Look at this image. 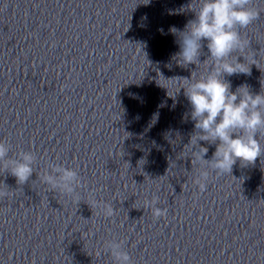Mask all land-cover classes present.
Returning <instances> with one entry per match:
<instances>
[{
	"label": "clouds",
	"instance_id": "clouds-1",
	"mask_svg": "<svg viewBox=\"0 0 264 264\" xmlns=\"http://www.w3.org/2000/svg\"><path fill=\"white\" fill-rule=\"evenodd\" d=\"M186 9L194 14V18L183 30L175 26L169 29L179 45V51L172 59L180 66L200 64L199 57L206 41L209 55L205 61L210 63L206 73L199 78L191 74V78L171 79L183 81L181 88L191 105L190 116L197 131L187 146L198 148V151H192V164H200L194 184L203 193L210 176L209 169L218 176L231 174L237 160L242 165L254 164L264 155L261 144V137H264V82H261V92L254 94L247 84L232 91L231 83L225 79L234 74H250V66L257 65L259 53L254 51L251 56L247 55L251 42L242 37L240 29H247L260 13L253 6V0H191ZM160 31L163 34V29ZM239 57H243L244 62H240ZM199 141L216 145L211 159H204L208 148L201 147ZM10 150L11 145L0 140V170L9 172L18 185L27 183L36 172L48 191L70 197L77 205L82 201L77 191L83 186L82 177L77 168L49 163L44 171L38 172L34 168L37 156L33 151L20 150L10 157ZM11 195L10 191L0 190V200L11 198ZM158 203L156 195L145 201V208L151 209L154 220L167 216L168 210L157 207ZM87 204L92 210L99 209L105 217L115 215L111 204L98 201L94 196ZM124 244V240L116 239L104 242L103 251L110 254L113 264H134Z\"/></svg>",
	"mask_w": 264,
	"mask_h": 264
}]
</instances>
